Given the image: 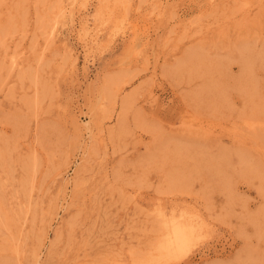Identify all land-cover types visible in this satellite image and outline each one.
I'll use <instances>...</instances> for the list:
<instances>
[{"label": "rangeland", "instance_id": "rangeland-1", "mask_svg": "<svg viewBox=\"0 0 264 264\" xmlns=\"http://www.w3.org/2000/svg\"><path fill=\"white\" fill-rule=\"evenodd\" d=\"M0 264H264V0H0Z\"/></svg>", "mask_w": 264, "mask_h": 264}, {"label": "bare ground", "instance_id": "bare-ground-1", "mask_svg": "<svg viewBox=\"0 0 264 264\" xmlns=\"http://www.w3.org/2000/svg\"><path fill=\"white\" fill-rule=\"evenodd\" d=\"M184 238H185V236H184Z\"/></svg>", "mask_w": 264, "mask_h": 264}]
</instances>
